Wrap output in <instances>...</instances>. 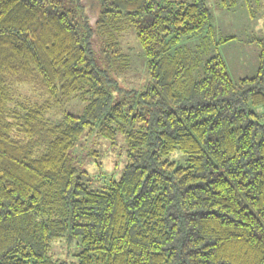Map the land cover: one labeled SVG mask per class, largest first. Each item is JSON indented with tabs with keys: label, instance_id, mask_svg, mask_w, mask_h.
Listing matches in <instances>:
<instances>
[{
	"label": "trees",
	"instance_id": "obj_1",
	"mask_svg": "<svg viewBox=\"0 0 264 264\" xmlns=\"http://www.w3.org/2000/svg\"><path fill=\"white\" fill-rule=\"evenodd\" d=\"M207 2L0 0V264H65L62 236L79 240L73 264H264V123L248 107L264 106V39L255 74L233 82L216 51L195 77L186 41L213 32ZM127 27L139 91L118 84ZM92 133L126 145L98 187L75 162Z\"/></svg>",
	"mask_w": 264,
	"mask_h": 264
},
{
	"label": "rangeland",
	"instance_id": "obj_2",
	"mask_svg": "<svg viewBox=\"0 0 264 264\" xmlns=\"http://www.w3.org/2000/svg\"><path fill=\"white\" fill-rule=\"evenodd\" d=\"M226 3L228 6L225 5L224 0H208L207 4L212 13L213 32L186 41L191 50H198L199 60L198 66L194 69L195 77L201 75L205 59L216 51L223 58L226 71L233 82L256 73L259 53L256 39H264V0H226ZM229 36L232 38L221 41L222 38ZM123 46L129 67L126 73L118 78L120 90H142L149 81V75L146 59L133 27L125 29ZM22 92L26 95L30 94L27 89ZM119 92L118 90L112 92L114 100L120 98ZM82 107L83 103L74 99L65 106V109L78 114ZM248 107L255 111L264 123V106L250 104ZM78 144L80 151H91L83 159H75V162L86 170V179L89 183L92 182V187L104 185L108 178H117L121 174L126 162V145L121 135L110 140L92 133L86 137L82 136ZM167 159L178 164L185 162V156L179 150L168 155ZM78 242L76 238L70 240L62 236L52 242L50 254L65 264H73L80 249Z\"/></svg>",
	"mask_w": 264,
	"mask_h": 264
}]
</instances>
